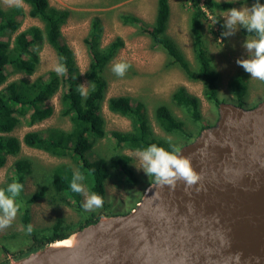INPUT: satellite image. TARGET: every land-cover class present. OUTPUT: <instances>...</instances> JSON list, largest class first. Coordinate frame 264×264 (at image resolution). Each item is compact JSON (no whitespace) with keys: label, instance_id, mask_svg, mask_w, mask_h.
Masks as SVG:
<instances>
[{"label":"trees","instance_id":"16d2710c","mask_svg":"<svg viewBox=\"0 0 264 264\" xmlns=\"http://www.w3.org/2000/svg\"><path fill=\"white\" fill-rule=\"evenodd\" d=\"M188 1L190 3L188 28L191 36L193 62L186 58L175 41L165 32L170 13L168 0H156L154 20L145 28L140 24L139 18L130 13H120L119 20L122 23L138 25L141 30H144L153 44L166 51L170 58L169 63L177 65L187 79L199 81L202 85L203 97L218 106L220 102L217 98L219 72L203 37L204 19L208 13L220 32L223 25L218 11L227 10L244 2L255 3L256 0ZM201 1L203 2L202 6L200 5ZM259 2L264 4V0H259ZM23 3L27 5L26 12L22 7L3 8L0 5V167L4 165L8 155H16L20 151L22 144L57 157H69L76 164L77 171L84 175L83 182L89 193L95 192L103 197L105 211L101 209L96 214H88L87 218H83L81 213L80 218L83 222L76 226H73V223H66L63 217H57L49 226H33V232L28 234L26 229L31 221L28 204L42 198L51 190L60 203L75 207L80 213L81 195L73 192L70 188L74 172L65 164L57 165L52 169L46 184L39 186L36 182L37 186L32 192L20 194L17 197L19 200L22 195L26 200L20 204L21 208L18 213L23 229L28 235L29 245L26 250L14 253L13 257L15 258L54 241L65 239L72 232L95 222L99 217L120 214L119 211L109 208L110 204L106 203L105 179L111 175L110 169L116 170L118 175L126 176L129 183H135L137 178L130 167L131 158L127 154L116 153L109 158L97 155L91 158L88 154L91 153L92 146L98 139L108 136L113 140L114 147L117 149L143 150L155 143L171 151V146L176 147L177 144H184L192 140L195 135L197 136L201 130L206 128L202 127L197 134H192L184 128L183 121L173 113L168 105L161 103L154 109L156 124L165 132L174 134L176 137L174 139L159 137L154 135L150 128L143 104L137 102L133 105L129 96L117 95L108 97L106 106L111 112L128 118L131 128L127 131L112 130L107 132L100 114L107 86V79L103 71L117 50L122 47L123 39L116 36L107 44L102 45L101 18L93 16L90 19L87 34L83 38L89 56L83 77L87 84L91 82L94 88L89 87L87 97H82L78 91V85L82 84V75L73 51L64 42L61 34V27L70 11L52 6L48 0H23ZM25 15L39 20L42 27L30 25L18 31L20 17ZM209 30L214 33L211 25H209ZM240 31L245 35H255L247 33L242 27H240ZM15 32L13 38H10V34ZM42 42L53 48L58 63L66 65L67 74L58 76L54 70H48L45 75L38 76L31 81L25 77L8 81V76L11 74L30 75L34 72L38 63L35 47ZM227 88L231 96L230 100L240 106L244 105L248 96L246 73L244 71L234 73L228 79ZM59 90L61 91L59 114L69 119L71 124L69 129L50 127L45 133L29 130L20 139L10 134L18 119L20 121L22 119L26 125H34L50 116L53 108L47 102ZM170 99L194 125L199 124L198 122L201 120L199 97L179 85L172 91ZM12 166L13 175L8 177L7 182L1 183L0 188L6 189L8 184L13 181L24 184L25 175L33 172L27 158L17 159ZM139 200L138 198L136 202Z\"/></svg>","mask_w":264,"mask_h":264},{"label":"rangeland","instance_id":"374dc122","mask_svg":"<svg viewBox=\"0 0 264 264\" xmlns=\"http://www.w3.org/2000/svg\"><path fill=\"white\" fill-rule=\"evenodd\" d=\"M52 6L64 8L70 11L68 18L61 27L62 39L73 51L76 63L82 75V84L87 85L83 73L87 68L89 56L83 38L87 34L89 21L93 16L101 18L102 35L101 44L105 45L116 36H120L124 43L120 47L111 61L104 68V76L107 79L104 100L101 104L100 114L104 120V129L109 132L112 130L127 131L131 128L130 120L124 116L113 113L106 106V99L110 96L126 95L129 96L133 105L137 102L143 104L150 128L154 135L163 138L174 139V134H169L162 130L155 121L154 109L156 105L164 103L173 111V113L183 121L184 128L197 134L202 127L213 125L218 118L217 105L209 102L202 95V85L199 81H191L186 78L182 70L175 64L169 63V56L166 51L160 46L153 44L148 34L141 30L138 25L130 23H122L119 20L120 13H130L139 18L143 28L147 27L154 20L156 10V0H48ZM219 1V0H218ZM224 1V0H220ZM170 13L167 19L165 32L169 35L186 58L193 62V54L191 49V36L188 28L189 16V1L188 0H168ZM254 2H244L237 4L232 8L241 9L243 7H251ZM0 5L3 8H9L6 0H0ZM24 11H27V5L23 3ZM231 9V8H229ZM218 11L219 17L224 24V16L227 11ZM38 25L42 27V23L36 18L28 15L20 17V25L18 31L30 26ZM209 25L214 33L210 32ZM16 30V32H18ZM218 32V27L215 25L211 16L207 13L204 19V39L206 41L209 53L213 63L219 72L218 93L217 98L220 102H227L231 99L227 88L228 79L238 71H244L247 76L248 96L246 97L245 106L256 104L264 98V81L251 78L240 65L237 64L238 59H247V50L242 46L246 39H251L254 36L245 35L240 31V28L234 35L224 37L222 32ZM10 34V38L16 34ZM35 52L38 55V63L35 70L30 75L22 73L11 74L8 76V81L20 77H25L28 80H34L38 76H43L48 70H53L58 63L55 51L53 48L42 42L35 47ZM127 62L131 65L124 77H118L112 72V65L116 62ZM179 85H182L186 90L199 97L201 120L199 124L194 125L189 118L177 108L171 101L170 96L172 91ZM61 91L52 96L48 100V104L52 106L53 112L50 116L43 119L34 125H26L24 121L16 122L10 134L18 137L29 130H38L43 133L50 127L61 129H69L71 124L66 116L59 114V96ZM20 121V122H19ZM196 136V135H195ZM182 144H177L180 147ZM116 153L127 154L131 158L130 167L137 178L135 183H129L126 176L118 175L116 170L110 169L111 175L105 179L106 203L110 204L109 208L113 211L125 213L132 210L141 199L147 185L154 181L153 177H148L140 168L141 164L137 157V150L114 147V142L108 136L98 139L92 146L91 153L88 155L91 158L100 155L105 158L112 157ZM19 158H27L29 161L32 173L25 175L23 190L21 194L32 192L37 183L39 186L47 183L50 178L52 169L59 164H65L75 172L77 171L76 164L69 157H57L40 149L21 145L20 151L16 155H8L4 165L0 167V184L7 182L9 176L13 175V163ZM85 186L86 184L82 181ZM90 194V193H89ZM21 195V199H17V203L26 202ZM81 203L83 204L85 196L80 194ZM30 211V224L34 227L49 226L57 217L65 218L66 223H73V226L83 222L80 218L82 213L83 218H87L88 214H96L99 210H104L102 206L94 211H85L81 206L80 213L75 207H71L60 203L54 192L51 190L42 198L28 204ZM76 228V227H75ZM28 235L23 229V225L17 214L12 225L0 231V264L7 263L14 253H19L21 250H26L29 245ZM3 249H6L5 251ZM18 258V257H16Z\"/></svg>","mask_w":264,"mask_h":264},{"label":"water","instance_id":"95a60500","mask_svg":"<svg viewBox=\"0 0 264 264\" xmlns=\"http://www.w3.org/2000/svg\"><path fill=\"white\" fill-rule=\"evenodd\" d=\"M217 108L216 122L179 147L197 185L150 183L132 210L72 232L69 245L3 264H264V98Z\"/></svg>","mask_w":264,"mask_h":264},{"label":"clouds","instance_id":"9594fccd","mask_svg":"<svg viewBox=\"0 0 264 264\" xmlns=\"http://www.w3.org/2000/svg\"><path fill=\"white\" fill-rule=\"evenodd\" d=\"M9 7H23V0H6ZM223 27L226 29L222 36L228 37L235 34L242 27L247 33H254V37L246 39L242 45L248 53L247 59H238L236 62L251 78L264 81V4L259 0L249 8H231L224 16ZM131 65L127 62H116L112 65V72L118 77H124ZM58 76L67 74V67L63 63H57L53 69ZM89 87L94 85L79 84L78 91L82 97H87ZM172 150L153 143L143 150H137V157L141 169L148 177H153L157 185L175 188L177 182H183L186 188L197 185L200 175L194 170L191 160L180 155L178 147L171 146ZM85 177L79 171L73 173L70 188L73 192L83 194L85 200L82 207L85 211H94L103 206V197L95 192L88 193L83 185ZM23 190V184L13 181L7 188H0V231L10 227L15 220L21 205L17 203V197ZM28 234L33 232V226L27 225Z\"/></svg>","mask_w":264,"mask_h":264},{"label":"bare ground","instance_id":"6f19581e","mask_svg":"<svg viewBox=\"0 0 264 264\" xmlns=\"http://www.w3.org/2000/svg\"><path fill=\"white\" fill-rule=\"evenodd\" d=\"M145 192V191H144ZM70 238H66L63 240L58 241L57 243H55L56 245H69L73 240H71Z\"/></svg>","mask_w":264,"mask_h":264},{"label":"built area","instance_id":"2783aa9c","mask_svg":"<svg viewBox=\"0 0 264 264\" xmlns=\"http://www.w3.org/2000/svg\"><path fill=\"white\" fill-rule=\"evenodd\" d=\"M200 5H201V6L203 5V2H202V1L200 2ZM204 10H205V9H204ZM206 13H207V12H206Z\"/></svg>","mask_w":264,"mask_h":264}]
</instances>
